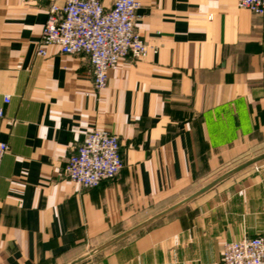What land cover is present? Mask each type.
Masks as SVG:
<instances>
[{
  "label": "crops",
  "instance_id": "0c3cea01",
  "mask_svg": "<svg viewBox=\"0 0 264 264\" xmlns=\"http://www.w3.org/2000/svg\"><path fill=\"white\" fill-rule=\"evenodd\" d=\"M141 2L147 53L98 90L88 55L38 53L64 0H0V264H223L226 242L264 234V14ZM95 127L125 164L89 188L65 166Z\"/></svg>",
  "mask_w": 264,
  "mask_h": 264
},
{
  "label": "built area",
  "instance_id": "2783aa9c",
  "mask_svg": "<svg viewBox=\"0 0 264 264\" xmlns=\"http://www.w3.org/2000/svg\"><path fill=\"white\" fill-rule=\"evenodd\" d=\"M240 8L264 14V0H237ZM141 0H113L106 7L101 0H64L62 6L53 3L44 24L38 53L45 55L47 47L56 45L62 53L86 54L93 67V84L98 90L108 84L109 72L117 70L122 59H138L146 55L148 43L136 30ZM11 101L10 94L4 103ZM5 107L0 105V119H5ZM13 125L16 120L8 119ZM10 145L0 141V165ZM119 136L108 129L95 127L66 163L68 178L83 187L98 186L104 180L115 179L124 167ZM223 264H264V234L245 235L228 241L222 250Z\"/></svg>",
  "mask_w": 264,
  "mask_h": 264
}]
</instances>
